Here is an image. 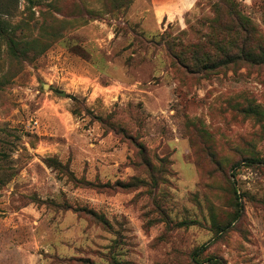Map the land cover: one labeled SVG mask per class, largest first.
Returning <instances> with one entry per match:
<instances>
[{
    "label": "rangeland",
    "instance_id": "obj_1",
    "mask_svg": "<svg viewBox=\"0 0 264 264\" xmlns=\"http://www.w3.org/2000/svg\"><path fill=\"white\" fill-rule=\"evenodd\" d=\"M219 1L0 0V264H264V66L170 49Z\"/></svg>",
    "mask_w": 264,
    "mask_h": 264
},
{
    "label": "trees",
    "instance_id": "obj_2",
    "mask_svg": "<svg viewBox=\"0 0 264 264\" xmlns=\"http://www.w3.org/2000/svg\"><path fill=\"white\" fill-rule=\"evenodd\" d=\"M212 7L217 16L203 24L209 29L207 42L187 45L173 43L175 45H171L170 49L175 51L176 61L190 72L199 74L239 65L240 62L264 66V39L244 15L237 0H220ZM6 32L0 22V34ZM191 48L194 49L190 51Z\"/></svg>",
    "mask_w": 264,
    "mask_h": 264
},
{
    "label": "water",
    "instance_id": "obj_3",
    "mask_svg": "<svg viewBox=\"0 0 264 264\" xmlns=\"http://www.w3.org/2000/svg\"><path fill=\"white\" fill-rule=\"evenodd\" d=\"M63 95H65V94H63Z\"/></svg>",
    "mask_w": 264,
    "mask_h": 264
}]
</instances>
